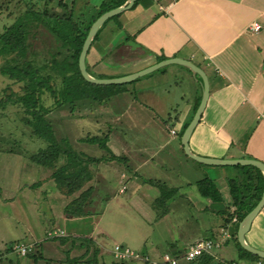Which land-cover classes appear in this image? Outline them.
Segmentation results:
<instances>
[{"label": "rangeland", "instance_id": "rangeland-1", "mask_svg": "<svg viewBox=\"0 0 264 264\" xmlns=\"http://www.w3.org/2000/svg\"><path fill=\"white\" fill-rule=\"evenodd\" d=\"M24 1L35 9L43 5L42 0H0V31L19 17ZM101 1L89 0V3L99 5ZM147 7V12L142 10L138 13L139 17H145L156 9L155 4ZM136 13L134 11V15H130L131 11H126L101 28L97 41L89 50L102 40L108 43L99 49L96 66H87L91 76L118 78L138 70L147 62L166 60L159 59L167 56L168 48L160 45L158 50H147L137 41L136 35H132L141 23ZM128 16L134 18L123 25ZM118 22L122 24L120 28L117 27ZM90 60L89 56L88 63ZM177 66L168 64L131 82L110 88L108 99L101 104L93 99L81 100L74 105L72 113L69 104H66L51 115L57 136L69 137L77 148L81 147L89 155L108 156L109 153L95 147L75 143L87 134L106 133L108 149L121 158L90 166L95 174L93 193L84 209L85 215L80 218L65 214L64 207L71 197L55 189L50 179L51 171L32 165L24 157L43 148L44 143L30 137L29 129L20 122V110L10 105L0 108V138L4 141L0 142V264H21L25 260L28 264H43L48 259L65 261L78 256V249H69L68 241L57 246L54 240L46 238L47 232L56 229H62L65 237L68 234L69 241L79 243L84 237L91 236L93 241L106 248L120 244L140 258L148 253L149 259L156 262L161 260L163 251H168L173 237L179 238L180 246H187L189 241L219 230L224 213L216 215L207 212L190 216L186 214L187 209L182 208L189 200L187 197L199 195L194 190V181L199 178H191L192 174L185 173L184 165L182 168L177 165L172 156L175 151L171 147L174 144L179 148V137H171L167 132V127L176 129V125L164 121L171 109L182 113L183 104L190 99L195 88L188 75L179 71ZM16 90L17 84L0 75V99ZM160 146L162 150L158 151ZM10 147L17 152L22 151L24 156L3 152ZM138 165L143 167L140 174L131 175L128 169L137 171ZM148 179L160 181L169 188L182 186L178 192L182 197L175 199V204L169 205L166 210L164 206L155 204L160 191L157 186L146 183ZM200 200L206 202V199ZM30 237L40 241L41 252L45 246L50 251L49 255H42L41 261L34 262L29 257L18 259L14 253L5 251L11 241L24 244L31 240ZM214 240L221 243L222 252L225 246L222 245V237ZM184 252L181 251V254ZM112 256L104 255L103 261L108 260L105 264H130L114 260ZM179 263L184 264L182 259ZM132 264L145 263L135 259Z\"/></svg>", "mask_w": 264, "mask_h": 264}, {"label": "crops", "instance_id": "crops-1", "mask_svg": "<svg viewBox=\"0 0 264 264\" xmlns=\"http://www.w3.org/2000/svg\"><path fill=\"white\" fill-rule=\"evenodd\" d=\"M154 4L156 5L155 10L149 12L145 17H139V12L142 10L147 12V6ZM127 11H131L130 15H134V11H136V18L141 19L139 27L133 30L132 35H136L137 41L144 48L158 50L160 45L161 47L165 46L169 50L163 59L179 58L190 61L203 70L207 76L209 95L201 117L189 137L190 152L203 158L257 160L264 164V0H140L134 9ZM133 18L128 16L122 24H127ZM252 24H258L259 29L251 30ZM107 43L102 40L95 48L89 50L85 60L86 66L91 68L96 66L99 57L98 51L100 48L106 47ZM156 43L159 45L157 46ZM89 56L91 57L90 63H88ZM155 63L157 61L147 62L145 66L131 71L127 75ZM177 67L184 75H188L195 88L190 99L183 104L181 114L177 113L175 109H171L170 113L172 111L173 113H168V116L165 117L164 121L167 120L169 121L167 123L176 125V129L167 127L168 134L171 137L176 135L179 137V148L174 144L171 147L175 151L173 152L175 156L171 152L172 156L177 165L181 166L180 168L184 165L186 174H192L191 178H199L194 181L195 183L204 177L212 179L221 195L219 203H213L208 199L203 202L200 199L204 198L199 195H191L187 197L189 200H186L182 208L187 209L186 214L190 216L207 212L216 215L223 214L225 211L230 213L232 208H228L230 199L226 177L234 175L231 166L204 165L189 158L183 151L179 134L184 124L190 117L192 118L195 112L193 110L198 98L201 97L202 86L201 81L187 68L179 65ZM146 94L144 93V95ZM173 130L174 134H171ZM161 146L158 151L162 150ZM178 150L181 152L178 153ZM141 166L144 165L141 164ZM141 166L136 167L137 171L128 169V172L133 176L140 174V168H143ZM121 176L123 175L121 174ZM190 184L187 183V185ZM196 187L194 190L198 193ZM175 188L178 189L177 193L165 203L167 210L169 205L175 204V199L182 197L181 193H178L182 186ZM233 220L234 218L224 226L222 223L218 231H210L207 233L208 236L197 237L189 241L187 246H180L179 238L173 237V241L168 245V251H163L162 255L184 251L202 239L218 240L223 236V233H227L228 238L222 240V245H225L223 251H220L221 248L218 249L216 257L234 261L238 258V252L232 242V233L236 228V222ZM65 235L70 237L68 234ZM30 238L31 240L27 244L40 243L39 240ZM84 238L91 240L90 250H97V254L92 260H95L96 264L108 263V260L107 262L103 261V257L104 255L112 256V247L109 249L99 245L93 241L91 236ZM245 241L251 247L264 251V206L252 220L249 230L245 234ZM69 242L73 244L74 241ZM54 244L61 246L56 241ZM41 247L42 245H40ZM49 252L48 247L45 246L41 254L49 255ZM89 255L85 254L86 258ZM149 255L148 253L143 254L147 258ZM24 257L18 259L23 260ZM73 257L77 256L67 258L65 261L48 259L43 264H77L73 263ZM86 258L82 261H85ZM112 259L115 260L113 256ZM75 260L74 262H77ZM132 261L123 260L121 262L132 264ZM27 262L25 260L21 264H28L29 262ZM238 264L246 263L238 262Z\"/></svg>", "mask_w": 264, "mask_h": 264}, {"label": "trees", "instance_id": "trees-1", "mask_svg": "<svg viewBox=\"0 0 264 264\" xmlns=\"http://www.w3.org/2000/svg\"><path fill=\"white\" fill-rule=\"evenodd\" d=\"M42 1V7L37 9L28 1H24V9L19 17L0 31V75L18 85V90L11 91L0 99V108L4 109L10 105L20 110L22 113L20 122L29 129L30 137L42 141L44 147L28 156H24L22 151L17 152L12 147L3 152L24 156L32 165L50 170V179L55 189L64 196L71 197V201L64 207L65 214L71 218H79L85 215L84 209L93 193L92 180L95 174L90 166L121 160V158L112 154L108 149L106 133L87 134L78 138L75 143L95 147L109 153L108 156L89 155L81 147L77 148L69 137L57 136L51 115L56 114L66 104H69V111L72 113L74 105L81 100L93 99L101 104L108 99L110 88L120 85H93L86 82L78 71L77 61L93 21L102 13L122 5L126 0H102L99 5H90L89 0ZM139 1L135 0L130 10L134 9ZM122 14L108 19L98 29L90 47L97 41L101 28L109 20L117 19ZM121 25V23H117L118 28ZM159 60H163V58ZM196 77L200 80L198 76ZM199 101L200 98H198L193 112ZM189 120L182 127L179 136L182 135ZM2 141L0 138V142ZM8 141L5 142L8 143ZM123 159L125 160V158ZM230 168L234 170V175L226 177V183L230 199L228 208H232V211L230 213L225 211L223 226L234 218L237 228L242 218L259 201L264 189V177L257 168L250 165H234ZM146 183L159 188L160 195L155 199V204L164 205L167 210L165 203L177 193L178 189L166 187L160 181L150 179L146 180ZM196 186L201 198L208 199L213 203L221 202V195L212 179L204 177L196 182ZM166 213L163 212V214ZM236 228L232 233V242L238 252V258L234 261L217 258V251L213 255L202 254L189 262L182 258L181 252L170 255L177 259V264H180V259L184 264H238V262L255 264L264 262L263 259L239 246L236 240ZM69 238L62 236L50 240L62 245ZM90 242L91 240L86 238L79 243L76 241L73 244L67 242L69 249L76 247L79 252L76 258L73 257V263L96 264V261L92 259L95 258L97 250H90ZM14 244H18V242H10L5 251L13 253L12 246ZM30 244L32 248L25 256L32 258L34 262L40 260L42 258L39 250L40 243ZM85 254L90 255L86 258ZM142 257L146 259H141L145 264L156 262L146 256L142 255ZM85 258L86 260L82 261Z\"/></svg>", "mask_w": 264, "mask_h": 264}, {"label": "water", "instance_id": "water-1", "mask_svg": "<svg viewBox=\"0 0 264 264\" xmlns=\"http://www.w3.org/2000/svg\"><path fill=\"white\" fill-rule=\"evenodd\" d=\"M135 0H126L122 5L113 8L111 10H108L104 13H102L99 17H97L93 23L90 25L89 30L87 32V35L84 39V42L82 44L79 56H78V61H77V66H78V71L81 75V77L88 83L93 84V85H118V84H123L127 82H131L138 77H141L143 75H146L148 73H151L155 70L160 69L161 67L168 65V64H175L179 65L182 67L187 68L192 74L198 76L201 81V86H202V91H201V97L199 104L190 120L186 128L184 129L182 135H181V145L183 148L184 153L191 159L195 160L198 163L204 164V165H212V166H234V165H240V166H246L250 165L255 168H257L261 174L264 177V164L262 162H259L257 160H218V159H210V158H203L199 156L193 155L188 147V140L189 137L198 123L201 114L203 112V109L205 107V104L207 102V98L209 95V83L206 74L201 70L199 67L194 65L192 62L179 59V58H172V59H166L163 61H160L156 64H153L145 69H142L138 72L118 77V78H110V79H102V78H95L91 76L87 69H86V64H85V59L87 55V51L91 45V42L96 35L98 29L110 18L119 15L123 13L124 11L129 10L132 5L134 4ZM264 206V189L263 192L260 196L259 201L256 203V205L242 218V220L239 222L237 231H236V240L239 246L244 249L245 251L256 255L260 259L264 260V251L263 250H258L256 248L251 247L250 245L247 244L245 241V234L249 230V227L251 225L252 220L255 218V216L260 212V210Z\"/></svg>", "mask_w": 264, "mask_h": 264}, {"label": "built area", "instance_id": "built-area-1", "mask_svg": "<svg viewBox=\"0 0 264 264\" xmlns=\"http://www.w3.org/2000/svg\"><path fill=\"white\" fill-rule=\"evenodd\" d=\"M251 30L257 31L259 29L258 24H252ZM171 134H174V131H171ZM235 220V219H234ZM233 220V221H234ZM64 236L63 231L56 229L52 230L51 232L46 233V238L52 239V238H58ZM228 235L227 233H223L222 239H227ZM221 246V243L219 241H216L214 239H202L194 244L190 245L185 252L182 255V258L185 261H192L196 257L202 255V254H209L213 255L215 251H217ZM32 248L31 244H23V243H18L14 244L12 246V251L14 254L24 257L27 252H29ZM112 255L115 259L119 261L123 260H132V259H142L143 257L140 258L139 255L134 253L132 250H130L127 247L119 246V245H114L112 247ZM145 259V258H143ZM146 260V259H145ZM150 264H177V259L170 255V254H163L161 256L160 262H151ZM255 264H262V262H257Z\"/></svg>", "mask_w": 264, "mask_h": 264}]
</instances>
